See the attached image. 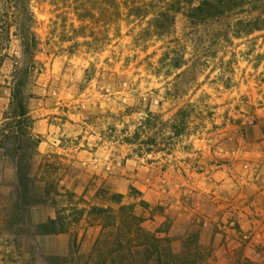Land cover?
<instances>
[{"label": "rangeland", "instance_id": "1", "mask_svg": "<svg viewBox=\"0 0 264 264\" xmlns=\"http://www.w3.org/2000/svg\"><path fill=\"white\" fill-rule=\"evenodd\" d=\"M170 2L31 0L29 109L41 143L0 145V264H148L143 238L120 226V208L141 201L149 206L134 214L162 241L164 263L264 264V28L235 37L233 20L182 13L157 24ZM7 22L0 0V139L23 65ZM48 118L77 159L40 152L34 129ZM22 153L29 190L18 181ZM58 211L69 232L39 235Z\"/></svg>", "mask_w": 264, "mask_h": 264}, {"label": "trees", "instance_id": "2", "mask_svg": "<svg viewBox=\"0 0 264 264\" xmlns=\"http://www.w3.org/2000/svg\"><path fill=\"white\" fill-rule=\"evenodd\" d=\"M31 0H5V11L10 22L5 24V30L8 37V43L11 41L12 36H16L20 40L22 49L23 65L17 66L14 77L13 87L11 89V102L10 109L12 117L5 119L6 127L9 129L7 134H3L0 145H3L7 140H14L15 144L19 145L23 140L34 147H38L41 143L40 138L32 134L34 127V120L31 117L29 102L35 98L31 91V78L35 75L37 70L36 53L39 50V40L35 33V18L30 8ZM167 8H160L155 14V22L160 24L161 21L167 20L171 25L175 23L176 16L184 14L190 21L205 22L209 20L229 19L234 21V35L240 37L242 35H250L253 32L261 31L264 28V0H171L166 5ZM253 15H256L255 17ZM156 24L157 30H162L164 27ZM3 30L4 26H0ZM168 31L169 28H166ZM183 113H179L181 115ZM5 122V123H6ZM173 129H176L174 127ZM18 150V151H19ZM25 155L20 154V159L17 163L18 181L20 186L29 190L31 181L24 172V159ZM135 192L134 189H132ZM139 195H141L139 193ZM125 199L124 195L113 194L110 196L109 201L121 205ZM42 203H46L45 200ZM148 207L144 201L134 204L132 206H122L120 214V226L127 231L128 237L131 234L132 239L137 240L143 238L142 254L145 256L147 263H151L156 259L157 264L164 263L160 250L162 241L154 235L144 231L141 227L142 220L134 214L135 206ZM76 212L78 210H75ZM79 212V211H78ZM111 209H97L93 208L92 213L101 215L103 217L109 215L111 218ZM84 214L82 210L79 214ZM108 219V218H107ZM73 222L64 211H58L55 219H50L47 223L38 226L39 235H59L69 232ZM110 223L103 226L104 231L109 229ZM107 235L102 234V238ZM138 237V238H137ZM129 241V240H128ZM132 242L130 238V243ZM119 246L122 243L117 241ZM50 264L57 263L61 260L59 257L48 258ZM102 264H107L106 262Z\"/></svg>", "mask_w": 264, "mask_h": 264}, {"label": "crops", "instance_id": "3", "mask_svg": "<svg viewBox=\"0 0 264 264\" xmlns=\"http://www.w3.org/2000/svg\"><path fill=\"white\" fill-rule=\"evenodd\" d=\"M47 122V123H46ZM42 124V126H40ZM43 129V130H39ZM54 129V130H53ZM34 131L42 135L44 140L43 143L40 145V152L41 153H49V152H56L57 154L64 155L69 157V159H77L76 155H81L82 152L78 153L80 149L78 147H70L68 145H64L62 137H64V134H67L60 130L59 127L56 125L50 124L49 118L45 119L44 121H38L36 122ZM69 137V136H67ZM62 144V145H61ZM80 158V157H78Z\"/></svg>", "mask_w": 264, "mask_h": 264}]
</instances>
